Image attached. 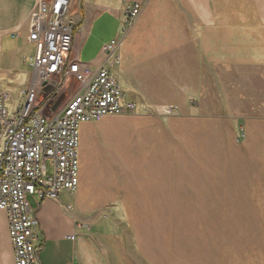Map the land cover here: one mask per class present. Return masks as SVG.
Here are the masks:
<instances>
[{
	"label": "crops",
	"instance_id": "0c3cea01",
	"mask_svg": "<svg viewBox=\"0 0 264 264\" xmlns=\"http://www.w3.org/2000/svg\"><path fill=\"white\" fill-rule=\"evenodd\" d=\"M38 1L0 0V95H8L10 108L21 100L31 78L28 61L34 45L27 39L28 21ZM132 1L142 3L140 12L122 31V11ZM69 17L74 22L71 56L95 67L104 58L102 45L118 39L121 63V45H138L135 66L126 62L120 70L136 81L142 104L189 102L234 113L244 129L245 154L236 157L241 159L237 168L264 173V0H71ZM100 32L104 35L97 39ZM149 86L160 90L152 92ZM79 181L84 182L83 175ZM77 190L39 202L29 197L43 239L40 264H102L98 247L108 234L107 222L78 209L123 208L136 200L126 192L113 197L108 190ZM263 193L264 188L259 199L238 204H226L223 196L222 206L233 207L236 216L234 224L224 216L229 237L221 228L226 254L220 264H264ZM73 194L76 205L69 200ZM0 264H14L4 210Z\"/></svg>",
	"mask_w": 264,
	"mask_h": 264
},
{
	"label": "rangeland",
	"instance_id": "374dc122",
	"mask_svg": "<svg viewBox=\"0 0 264 264\" xmlns=\"http://www.w3.org/2000/svg\"><path fill=\"white\" fill-rule=\"evenodd\" d=\"M140 50L122 44V60L113 72L124 95L142 104L136 81L120 70L126 62L135 66ZM67 98L60 93L52 108ZM173 105L170 113L140 107L80 126L79 178L83 175L84 182L79 181L77 192L108 190L113 197L128 193L136 198L129 207L78 209L107 222L108 234L98 247L102 264H220L226 254L220 243L224 216L231 223L236 216L233 207L222 206L223 196L226 204H238L259 199L264 188L263 172L237 168L241 159L236 157L245 154L244 129L234 113L189 102ZM69 200L76 205L74 194ZM224 235L229 237V229Z\"/></svg>",
	"mask_w": 264,
	"mask_h": 264
},
{
	"label": "built area",
	"instance_id": "2783aa9c",
	"mask_svg": "<svg viewBox=\"0 0 264 264\" xmlns=\"http://www.w3.org/2000/svg\"><path fill=\"white\" fill-rule=\"evenodd\" d=\"M70 2L38 1L28 21L27 39L34 45L30 81L13 108L6 104L8 95H0V210L7 215L14 264H40L43 239L29 197L57 199L63 190L77 188L83 123L140 107L157 113L176 109L173 104H140L124 95L113 72L120 62L118 39L102 45L104 58L95 67L70 55ZM141 5L132 1L124 6L122 31L135 21ZM62 92L68 98L53 109Z\"/></svg>",
	"mask_w": 264,
	"mask_h": 264
}]
</instances>
